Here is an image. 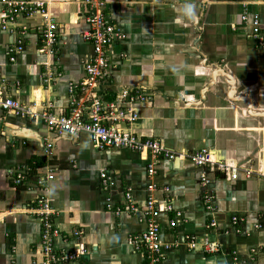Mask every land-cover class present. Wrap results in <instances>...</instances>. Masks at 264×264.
<instances>
[{"label":"crops","instance_id":"0c3cea01","mask_svg":"<svg viewBox=\"0 0 264 264\" xmlns=\"http://www.w3.org/2000/svg\"><path fill=\"white\" fill-rule=\"evenodd\" d=\"M35 1L46 4L56 42L50 53L40 15L18 16L2 30L0 10L2 97L38 114L67 116L76 109L85 114L89 93L78 86L92 48L81 39L87 29L83 0ZM105 3L106 21L121 38L106 50V78L95 92L103 102L136 114L133 122L115 127L162 141L170 152L207 150L215 160L252 175L230 180L187 160L155 162L128 150H99L83 134H53L40 118L0 110V264H31L38 258L40 222L30 208L41 194L37 181L48 172L53 179L45 194L59 230L54 247H82L83 255L71 264H146L130 240L146 228L139 210L148 183L157 187L154 199L169 200L173 208L157 218L161 242L174 246L159 264H264V51L249 36V24L240 21L244 13L258 15L264 28V0ZM123 92L130 99H120ZM41 160L44 166L37 168ZM149 162L155 168L152 180L146 174ZM12 172L23 177L20 185L12 182ZM204 189L216 209L212 228L201 199ZM174 211L180 218L170 228ZM186 237L194 248L186 246ZM204 242L216 243L219 252L205 254Z\"/></svg>","mask_w":264,"mask_h":264},{"label":"built area","instance_id":"2783aa9c","mask_svg":"<svg viewBox=\"0 0 264 264\" xmlns=\"http://www.w3.org/2000/svg\"><path fill=\"white\" fill-rule=\"evenodd\" d=\"M85 14L83 19L87 29L82 33L81 39L91 45L92 54L84 64V78L79 84L78 89L89 93L87 102V112L82 114L80 109L72 111L69 115H56L49 111L35 113L25 109L17 101L2 97L0 88V110L6 114L14 116L28 117L31 119L40 118L48 131L53 134L63 135L69 138L77 137L80 134L87 136L93 143L94 147L103 149H120L132 151L140 156L150 157L157 162L160 159L169 161L187 160L195 167L206 169L211 174H220L230 180H235L240 173L246 179L252 175L251 171L241 170L236 165L219 162L207 151L200 150L195 152L175 153L166 149L164 143L155 139H141L129 131H123L116 124L127 122L128 124L136 120L135 112L128 108L122 107L114 102H103L95 92L98 85L106 78L108 62L106 57L107 48L121 38L119 31L114 25L106 21L105 17V0H83ZM46 4L35 0H0V10L2 12L1 28L6 30L8 24L20 17H32L40 15L44 19V25L41 28V37L46 48L51 50L56 42L57 27L46 14ZM240 21L249 24V36L254 40L256 47L264 51V28L261 25L258 15L242 14ZM10 62L14 59L10 58ZM76 87L72 88L70 92ZM127 93L123 92L119 98H125ZM127 99L129 98L126 96ZM142 100L140 96L136 97ZM130 99V98H129ZM49 148V146L47 147ZM107 173L101 172L100 179L102 187L108 183ZM147 179L152 180L155 176L154 164L148 163L146 169ZM206 172L202 173L200 183L203 187L207 183L205 178ZM12 182L18 186L22 183L23 177L16 172L9 174ZM53 179L51 172L39 177L37 181L39 194L33 207L30 208L31 214L38 218L40 222V239L39 246L36 250L38 256L31 264H71L78 262L83 255L82 247L76 246L70 251H57L54 247V241L59 236V230L54 224L55 210L48 199L46 184ZM146 199L141 210L133 205L130 210L138 214L140 211L141 218L145 222L144 232L130 240L136 252H141L146 260V264H159L164 259V254L172 249V245L164 244L160 240V225L157 218L163 213H170L173 208L169 200L157 201L153 197L157 187L153 183L146 185ZM167 189H165L166 193ZM128 202L130 197L126 196ZM202 202L205 211L211 215L208 222V228L215 226L216 209L213 206V196L206 189L203 191ZM175 212V211H174ZM180 213L175 212L174 219L168 222L170 228L176 227ZM239 220L232 217L231 223L237 225ZM239 234V230L236 231ZM241 235V233H240ZM73 237L78 238L79 233L73 232ZM186 246L189 249L194 248V243L187 237ZM184 239V241H185ZM203 252L207 255H216L219 247L216 243L204 242L202 244ZM82 251V252H81Z\"/></svg>","mask_w":264,"mask_h":264},{"label":"trees","instance_id":"16d2710c","mask_svg":"<svg viewBox=\"0 0 264 264\" xmlns=\"http://www.w3.org/2000/svg\"><path fill=\"white\" fill-rule=\"evenodd\" d=\"M107 100H111V99L109 98V99H107ZM109 102H110V101H109ZM43 164H44V161L41 160L40 162H37L36 166H37V168H41V167L44 166Z\"/></svg>","mask_w":264,"mask_h":264},{"label":"clouds","instance_id":"9594fccd","mask_svg":"<svg viewBox=\"0 0 264 264\" xmlns=\"http://www.w3.org/2000/svg\"><path fill=\"white\" fill-rule=\"evenodd\" d=\"M189 10H190V6H189Z\"/></svg>","mask_w":264,"mask_h":264}]
</instances>
